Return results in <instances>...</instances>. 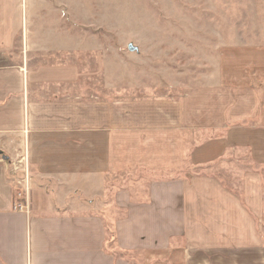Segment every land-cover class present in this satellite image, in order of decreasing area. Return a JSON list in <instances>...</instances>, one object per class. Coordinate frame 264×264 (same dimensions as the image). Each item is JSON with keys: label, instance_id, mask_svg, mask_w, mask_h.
Returning <instances> with one entry per match:
<instances>
[{"label": "crops", "instance_id": "1", "mask_svg": "<svg viewBox=\"0 0 264 264\" xmlns=\"http://www.w3.org/2000/svg\"><path fill=\"white\" fill-rule=\"evenodd\" d=\"M29 6L49 14L37 0H0V57L10 62L0 65V264H264L259 225L237 196L204 177L151 181L144 202L115 192L124 216L106 208L110 250L105 217L95 212V176L145 164L164 171L163 157L154 166L156 150L170 141L164 131L179 130L181 109L162 100L85 98L87 76L72 59L81 50L49 49L41 27L38 40ZM61 53L72 58L56 62ZM51 55L56 63L36 65ZM21 188L30 212L13 210ZM244 197L255 216L264 215L256 175L245 178Z\"/></svg>", "mask_w": 264, "mask_h": 264}, {"label": "rangeland", "instance_id": "2", "mask_svg": "<svg viewBox=\"0 0 264 264\" xmlns=\"http://www.w3.org/2000/svg\"><path fill=\"white\" fill-rule=\"evenodd\" d=\"M40 5L49 14L29 6L27 20L38 40L44 34L39 28L46 29L49 49L67 44L63 52L81 50L55 61L72 58L83 69L85 98L93 93L111 103L162 100L181 109L179 130L164 131L170 141L156 150L154 166L163 157L164 171L145 164L95 176V212L105 217L110 250L114 230L107 209H115V192L129 191L133 201L144 202L155 180L219 182L240 199L264 238V215L255 216L244 197L249 175L259 178L264 195V0H37ZM55 7L62 13H54ZM53 59L37 58L36 65ZM9 63L0 57V65ZM99 144L102 150V139ZM28 194L18 191L14 211L30 212Z\"/></svg>", "mask_w": 264, "mask_h": 264}, {"label": "built area", "instance_id": "3", "mask_svg": "<svg viewBox=\"0 0 264 264\" xmlns=\"http://www.w3.org/2000/svg\"><path fill=\"white\" fill-rule=\"evenodd\" d=\"M26 180H27V178H26ZM27 193H28V191H27ZM19 196H20V195H19ZM23 208H24V207L21 206V205L18 206V209H19V210H23Z\"/></svg>", "mask_w": 264, "mask_h": 264}, {"label": "water", "instance_id": "4", "mask_svg": "<svg viewBox=\"0 0 264 264\" xmlns=\"http://www.w3.org/2000/svg\"><path fill=\"white\" fill-rule=\"evenodd\" d=\"M131 50H133L132 48H130Z\"/></svg>", "mask_w": 264, "mask_h": 264}]
</instances>
